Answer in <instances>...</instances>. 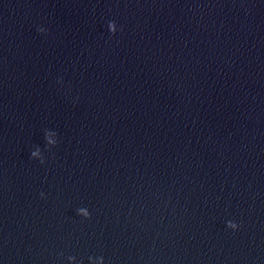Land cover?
Here are the masks:
<instances>
[{"label":"water","instance_id":"95a60500","mask_svg":"<svg viewBox=\"0 0 264 264\" xmlns=\"http://www.w3.org/2000/svg\"><path fill=\"white\" fill-rule=\"evenodd\" d=\"M68 256L264 264V0H0V264Z\"/></svg>","mask_w":264,"mask_h":264},{"label":"clouds","instance_id":"9594fccd","mask_svg":"<svg viewBox=\"0 0 264 264\" xmlns=\"http://www.w3.org/2000/svg\"><path fill=\"white\" fill-rule=\"evenodd\" d=\"M107 29H108L109 33L115 34V32L117 31V26H116L115 22L114 21H109L108 24H107ZM37 32L38 33H45L46 30L44 28H42V27H38L37 28ZM45 139L47 140V145H53L54 144V142L52 140L47 139V136H45ZM30 155H31V158H36L39 155V150L38 151H32ZM40 162L44 163L43 158H40ZM40 196H41L42 199L44 198V194L43 193H41ZM77 215H79V216H81V217H83L85 219L90 218L89 211L86 208H84V207H81V208L77 209ZM238 227H239V225L236 222H234V221L229 220V221L226 222V228H228V229H231V230L235 231V230L238 229ZM67 259L69 261V264H72V262L75 260V257L68 256ZM88 261H89V264H103V257H96L95 259H93V257L89 256L88 257Z\"/></svg>","mask_w":264,"mask_h":264}]
</instances>
